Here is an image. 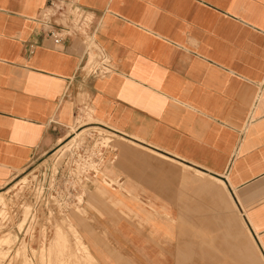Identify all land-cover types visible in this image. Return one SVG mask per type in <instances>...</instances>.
I'll return each mask as SVG.
<instances>
[{
  "label": "crops",
  "instance_id": "obj_1",
  "mask_svg": "<svg viewBox=\"0 0 264 264\" xmlns=\"http://www.w3.org/2000/svg\"><path fill=\"white\" fill-rule=\"evenodd\" d=\"M77 2L105 77L41 32L47 0H0V188L102 129L110 184L88 179L69 222L82 264H264V0Z\"/></svg>",
  "mask_w": 264,
  "mask_h": 264
},
{
  "label": "rangeland",
  "instance_id": "obj_2",
  "mask_svg": "<svg viewBox=\"0 0 264 264\" xmlns=\"http://www.w3.org/2000/svg\"><path fill=\"white\" fill-rule=\"evenodd\" d=\"M109 135L98 128L73 129L52 151L0 188V264H82L92 261L85 255L81 257L79 252L85 249L70 225L76 226V218L84 216V186L80 191H72L75 179L70 181L65 174L76 175L78 155L84 152L98 158L94 166L88 167L97 171L93 181L105 183L100 160L103 149L108 147ZM87 137L92 138L91 142H87ZM19 185H22V196L17 193ZM35 187L43 190V196L48 195L46 189H56V196L50 195L51 200L45 208V198L42 200L41 195L35 194Z\"/></svg>",
  "mask_w": 264,
  "mask_h": 264
},
{
  "label": "built area",
  "instance_id": "obj_3",
  "mask_svg": "<svg viewBox=\"0 0 264 264\" xmlns=\"http://www.w3.org/2000/svg\"><path fill=\"white\" fill-rule=\"evenodd\" d=\"M92 21L93 15L82 7L77 0H47L46 7L37 20L41 32L47 35L54 44L58 45L74 39L82 43L85 52L78 73L83 78L91 79L102 78L115 71V64L93 38ZM78 156L77 167L79 171L76 172V175L65 174L70 181L72 178L75 179L76 185L71 186L72 191H80L88 179H94L97 175L95 169L88 167L94 166L96 161L98 162V158L85 155L84 152ZM104 181L110 184L107 179ZM21 187L22 185H19L17 188V193L20 196L23 193ZM46 192L48 195L45 193L43 196V190L35 187V194L41 195L42 200L45 198L44 208L48 205L51 197L54 198L57 193L56 189L54 190L52 187L46 189ZM50 195L52 196L50 197ZM47 213H51V210H47Z\"/></svg>",
  "mask_w": 264,
  "mask_h": 264
}]
</instances>
